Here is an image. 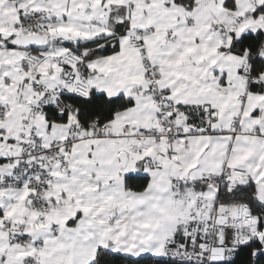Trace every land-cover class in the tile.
<instances>
[{
  "label": "snow or ice",
  "instance_id": "1",
  "mask_svg": "<svg viewBox=\"0 0 264 264\" xmlns=\"http://www.w3.org/2000/svg\"><path fill=\"white\" fill-rule=\"evenodd\" d=\"M0 264H264V0H0Z\"/></svg>",
  "mask_w": 264,
  "mask_h": 264
}]
</instances>
